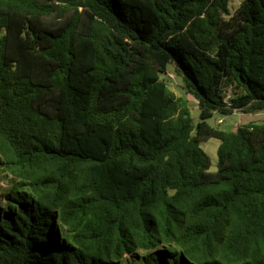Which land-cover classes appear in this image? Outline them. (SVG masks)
<instances>
[{"label": "trees", "instance_id": "obj_1", "mask_svg": "<svg viewBox=\"0 0 264 264\" xmlns=\"http://www.w3.org/2000/svg\"><path fill=\"white\" fill-rule=\"evenodd\" d=\"M229 4L0 0V264H264V124L208 122L264 113V0Z\"/></svg>", "mask_w": 264, "mask_h": 264}, {"label": "rangeland", "instance_id": "obj_2", "mask_svg": "<svg viewBox=\"0 0 264 264\" xmlns=\"http://www.w3.org/2000/svg\"><path fill=\"white\" fill-rule=\"evenodd\" d=\"M241 0H230L229 9L231 13H233L240 4ZM167 79L170 88L179 96L184 95V90L181 87L182 78L177 76L174 72V67H169V74ZM191 107H192V115L195 119V121L198 120L199 117V110H197V103L196 100L192 96H186ZM222 121V124H219L218 121ZM208 122L211 125H215L218 128L226 131L232 130L237 124H248V123H254V124H264V113H257V114H243L240 112H234L232 114H222V113H216L213 118L209 119ZM220 146V140L217 139H211L208 142H205L202 144V148L204 151L210 156L211 158V172L217 171V163H218V148ZM1 178V175H0ZM2 183V180H0ZM4 185V184H2Z\"/></svg>", "mask_w": 264, "mask_h": 264}, {"label": "built area", "instance_id": "obj_3", "mask_svg": "<svg viewBox=\"0 0 264 264\" xmlns=\"http://www.w3.org/2000/svg\"><path fill=\"white\" fill-rule=\"evenodd\" d=\"M218 123L220 124V123H222V121L220 120V121H218Z\"/></svg>", "mask_w": 264, "mask_h": 264}]
</instances>
